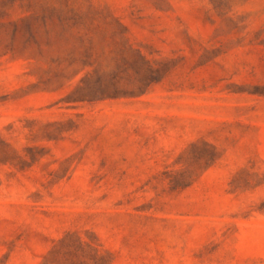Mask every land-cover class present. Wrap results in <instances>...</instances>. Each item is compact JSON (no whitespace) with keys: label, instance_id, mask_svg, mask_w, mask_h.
Wrapping results in <instances>:
<instances>
[{"label":"rangeland","instance_id":"374dc122","mask_svg":"<svg viewBox=\"0 0 264 264\" xmlns=\"http://www.w3.org/2000/svg\"><path fill=\"white\" fill-rule=\"evenodd\" d=\"M0 264H264V0H0Z\"/></svg>","mask_w":264,"mask_h":264}]
</instances>
